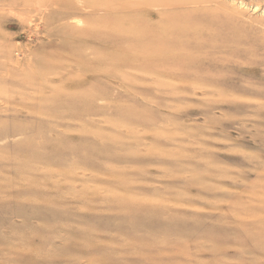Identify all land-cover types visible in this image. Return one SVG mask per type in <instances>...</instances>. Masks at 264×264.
I'll return each instance as SVG.
<instances>
[{
    "label": "rangeland",
    "instance_id": "obj_1",
    "mask_svg": "<svg viewBox=\"0 0 264 264\" xmlns=\"http://www.w3.org/2000/svg\"><path fill=\"white\" fill-rule=\"evenodd\" d=\"M0 264H264V0H0Z\"/></svg>",
    "mask_w": 264,
    "mask_h": 264
},
{
    "label": "bare ground",
    "instance_id": "obj_2",
    "mask_svg": "<svg viewBox=\"0 0 264 264\" xmlns=\"http://www.w3.org/2000/svg\"><path fill=\"white\" fill-rule=\"evenodd\" d=\"M76 21V20H75ZM80 23V21H79ZM118 36L121 38L123 41H128L129 43H132L133 41L131 40L130 36L133 37L132 32H129L128 36L125 35L124 33H117ZM134 38V37H133Z\"/></svg>",
    "mask_w": 264,
    "mask_h": 264
}]
</instances>
